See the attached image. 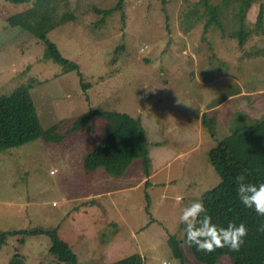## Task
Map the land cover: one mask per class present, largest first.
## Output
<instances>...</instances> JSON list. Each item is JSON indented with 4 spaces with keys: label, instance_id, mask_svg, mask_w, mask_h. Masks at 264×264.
Returning <instances> with one entry per match:
<instances>
[{
    "label": "rangeland",
    "instance_id": "obj_1",
    "mask_svg": "<svg viewBox=\"0 0 264 264\" xmlns=\"http://www.w3.org/2000/svg\"><path fill=\"white\" fill-rule=\"evenodd\" d=\"M209 2L222 26L205 31L199 0H0V98L27 91L38 134L0 153V231L58 232L77 264L135 252L142 264H209L185 242L179 217L220 185L210 161L219 142L264 120V22L256 25L264 0L247 8L244 45L231 37L242 0ZM43 34L78 67L52 61ZM92 110L141 118L152 184L140 160L118 179L85 170L84 156L113 128L101 116L85 121ZM52 129L65 135L60 143L49 140ZM19 237L0 248V264L19 250L24 264L55 262L48 235ZM231 263L224 255L216 264Z\"/></svg>",
    "mask_w": 264,
    "mask_h": 264
},
{
    "label": "trees",
    "instance_id": "obj_2",
    "mask_svg": "<svg viewBox=\"0 0 264 264\" xmlns=\"http://www.w3.org/2000/svg\"><path fill=\"white\" fill-rule=\"evenodd\" d=\"M7 1L19 5L29 3L32 0ZM254 1L242 0L241 25L231 35L232 38L238 39L240 45L248 42L250 34L245 30V18H247V8ZM199 2L209 15L205 24V31L213 25L221 27L218 9L211 6L209 0H199ZM117 8L119 9L118 6ZM263 22L264 7L261 6L256 25L261 29ZM41 38L52 61L69 69L78 67L75 61L62 55L58 45L46 34L41 35ZM80 85L88 99L87 92L91 85L85 81L83 74L80 75ZM34 115L33 102L27 91L18 90L0 98V153L9 147L34 140L38 136L35 132L37 124ZM95 115L104 118L105 122L113 128L107 132L105 131V136L97 146L84 156L83 165L85 170L90 174V172L103 168L108 175L118 179L123 177L134 160H140L144 171V183L148 187V179L152 177L148 171L149 144L141 118H133L115 111L92 110L85 117V121ZM78 130L79 126L73 127L67 134ZM64 138L65 135L59 134L57 129L49 131V140L52 142L60 143ZM210 161L222 181L219 186L203 195V203L207 213L212 216L214 222L225 227L229 221H234L237 225L243 222L248 228V235L244 238V243L239 251H232L225 247L207 253L198 251L193 245L194 254L200 261L209 264H216L224 255L232 257L231 264H264V232L257 231L260 225L264 224V217L258 216L254 210L246 208L240 202L237 197L235 183V177L238 174H244L247 180L253 183L264 182V120L250 126L248 123L241 124L235 128L234 132L230 133L225 140L220 141L218 146L212 150ZM18 235L20 236L19 242L22 244H25L27 236L48 235L51 240L48 251L55 257V262L48 264H63V262L77 264L69 243L62 240L57 232L43 228L0 231V248L7 243L9 237ZM142 261L141 255L135 252L116 264H142ZM24 263L20 250L13 255L9 262V264Z\"/></svg>",
    "mask_w": 264,
    "mask_h": 264
},
{
    "label": "clouds",
    "instance_id": "obj_3",
    "mask_svg": "<svg viewBox=\"0 0 264 264\" xmlns=\"http://www.w3.org/2000/svg\"><path fill=\"white\" fill-rule=\"evenodd\" d=\"M235 183L240 202L246 208L254 210L258 216L264 217V182L253 183L248 181L244 174H238ZM179 221L185 225V242L189 246L194 245L198 251L207 253L225 247L239 251L248 235V228L243 222L237 225L236 222L229 221L226 227L214 222L203 201L199 199L182 209ZM257 231L264 232V224H261Z\"/></svg>",
    "mask_w": 264,
    "mask_h": 264
},
{
    "label": "crops",
    "instance_id": "obj_4",
    "mask_svg": "<svg viewBox=\"0 0 264 264\" xmlns=\"http://www.w3.org/2000/svg\"><path fill=\"white\" fill-rule=\"evenodd\" d=\"M226 101L227 100H225L224 102L226 103ZM223 103V102H222ZM225 103H223V104H221V105H219V104H217V105H215V106H213L212 107V109L214 110V109H217V108H220V107H222ZM219 105V106H218ZM146 134V133H145ZM153 175H152V177H149V179H148V181H149V184H152L153 183ZM144 180V179H143ZM143 180H141V182L143 181ZM170 184H171V182H169ZM58 233V232H57ZM60 237V236H59Z\"/></svg>",
    "mask_w": 264,
    "mask_h": 264
},
{
    "label": "built area",
    "instance_id": "obj_5",
    "mask_svg": "<svg viewBox=\"0 0 264 264\" xmlns=\"http://www.w3.org/2000/svg\"><path fill=\"white\" fill-rule=\"evenodd\" d=\"M53 172H54V171H53ZM53 172H52V173H53Z\"/></svg>",
    "mask_w": 264,
    "mask_h": 264
}]
</instances>
